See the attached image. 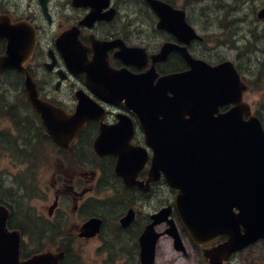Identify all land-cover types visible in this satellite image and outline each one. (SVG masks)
I'll return each instance as SVG.
<instances>
[{"label": "flooded vegetation", "instance_id": "af4514ba", "mask_svg": "<svg viewBox=\"0 0 264 264\" xmlns=\"http://www.w3.org/2000/svg\"><path fill=\"white\" fill-rule=\"evenodd\" d=\"M164 1L172 4L171 0ZM68 2L72 10L81 13L65 10L66 7L58 5L56 0H47L46 12L40 0H31V3L20 6L11 0H0V14H8L14 21L24 19L31 22L38 37L37 49L25 64L24 71L8 68L0 73L4 85H14V95L22 96L26 104L24 110L15 102L3 105L6 100L0 90V150L8 149L15 156V161L17 158L23 160L19 166L17 162L10 163L8 179L0 168V204L10 210L9 223L22 232V258L52 251L62 255L60 264H86L79 247L81 243L89 252L88 264H147L143 261L141 239L157 213L169 208L170 214L162 216V220L154 225L159 237L152 264H212L205 250L218 246L228 236L223 234L206 246L190 238L175 203L178 190L169 183L165 171L155 167V150L149 144L138 113L127 106L125 98L113 103L100 97L91 89L86 73L79 70L97 56L103 58L114 73L125 70L129 75H142L155 69L161 77L188 70L190 65L178 49L172 50L164 60H154L153 56L166 44L185 47L194 59L216 64L218 62L204 54L205 37L202 40L180 39L170 29L159 27L160 16L147 0H142L146 8L141 10L148 9L145 13L133 7L125 13L119 0H108L109 5L100 10L103 18L88 22L85 20L93 11L92 6L75 5L74 0ZM186 19L198 31L188 14ZM71 29H76L72 42L70 36L62 37ZM0 43L2 55L6 44ZM125 46L137 51L132 62H126L119 56ZM67 53H73L83 65L75 61L69 65ZM28 74L42 100L73 113L77 109L79 95L83 94L102 107L104 119L84 123L75 140L68 147H62L49 134L40 114L28 99L25 85ZM227 110L228 107H221L219 112ZM121 116L127 125L120 132L118 147L129 164L119 174L116 171L118 156L98 154L94 143L101 133V123L116 125ZM4 120L10 121L16 129L5 130ZM45 143L53 152L48 190L37 184L42 180L44 170L43 166L37 165L44 158L39 148ZM55 148L58 154L56 162ZM142 156L146 159L139 167ZM31 174L34 176L30 177ZM27 180H30V186L36 184L44 191L47 198L41 209L32 205V208L20 211L21 220L18 221L16 197L27 194ZM7 192L15 197L1 196ZM22 201L25 202L24 199ZM172 219L181 236L182 246L176 244L175 237L169 233ZM92 221L94 227L88 226ZM25 229L38 233V238L47 234L51 247L40 243L35 249H25ZM238 253L222 264H234Z\"/></svg>", "mask_w": 264, "mask_h": 264}, {"label": "water", "instance_id": "95a60500", "mask_svg": "<svg viewBox=\"0 0 264 264\" xmlns=\"http://www.w3.org/2000/svg\"><path fill=\"white\" fill-rule=\"evenodd\" d=\"M40 1L46 11L47 0ZM147 1L160 16L159 27L170 29L180 39L200 37L186 22L185 10L175 9L163 0ZM74 4L92 6L85 22L103 18L100 10L109 5L108 0H74ZM259 17L264 18V9ZM75 30H68L62 37L70 36L72 42ZM0 39L7 44L0 56V73L8 68L24 71L37 45L33 24L27 20L13 22L9 15L0 14ZM175 49L185 55L190 69L161 77L155 69L142 75H129L125 70L114 73L97 56L79 70L86 72L91 89L100 97L113 103L125 98L127 106L138 113L155 150V167L163 169L169 183L178 189L175 203L190 237L198 244H206L228 234L226 242L205 252L213 264H222L233 253L264 238V127L243 101L247 86L232 61L211 65L194 59L185 47L172 44L164 45L153 58L164 60ZM136 53L125 46L119 56L132 62ZM66 57L69 65L73 61L83 65L73 53ZM25 85L34 109L62 147L75 140L84 123L104 119L103 109L83 94L79 95L76 111L70 114L40 99L30 74ZM232 103L230 110L219 112L221 106ZM245 115L249 118L245 119ZM126 125L122 116L116 125L101 123V133L94 143L98 154L118 156L119 174L129 164L118 147L120 132ZM145 159L141 157L139 167ZM169 214V208L158 213L141 239L143 261L147 264L153 262L159 237L154 225ZM8 218L9 210L0 205V264H60L62 255L51 251L20 259V231L8 228ZM170 222L169 233L182 246L174 220ZM88 226L94 227L93 221Z\"/></svg>", "mask_w": 264, "mask_h": 264}, {"label": "rangeland", "instance_id": "374dc122", "mask_svg": "<svg viewBox=\"0 0 264 264\" xmlns=\"http://www.w3.org/2000/svg\"><path fill=\"white\" fill-rule=\"evenodd\" d=\"M18 6L20 4L31 3V0H11ZM69 0H56L57 4L61 7H66L65 10H69L71 13L80 14L81 11H75L71 9L68 2ZM177 6H183L187 9L190 18L201 33L206 36V42L203 46L204 54L212 59H230L240 67V71L243 77L249 81L251 89L246 93L245 100H247L251 106L253 113H259L264 121V19H259L260 9L264 7V0H173ZM121 9L123 12L129 10L130 7L137 8L143 13L147 10H141L146 8V5L142 0H119ZM259 11V12H258ZM258 13V16H257ZM227 29H229L227 31ZM233 31L234 41L229 36V32ZM238 34V38H236ZM236 41V42H235ZM238 41V42H237ZM246 53V54H245ZM0 84L4 88L2 91L3 99L6 100L3 105L18 103L21 110L25 108V100L22 96H15L14 85H4L1 81ZM7 86L9 88H7ZM1 119V118H0ZM8 119V118H7ZM9 120V119H8ZM5 130L13 131L16 128L10 121L4 120ZM12 133V132H11ZM0 168L6 172V179H8V168L10 163L17 162L19 166L23 161L22 158H17L8 150H0ZM39 151L43 152L44 158L41 159L37 165L44 167L41 175V179L37 181V184L48 190L51 183L50 167L53 161V152L51 147L45 143L39 148ZM57 149L55 148V162L57 158ZM22 165V164H21ZM56 165V164H55ZM12 170V168L10 169ZM26 170V169H25ZM31 169H29L30 171ZM34 175L31 174L30 177ZM6 179H4V184ZM30 180L26 181L27 194L16 197L18 203L15 204L16 218L20 219V211L25 208H32V205L37 209H41L44 201L47 198V194L38 189L35 184L34 187L30 186ZM33 185V184H32ZM15 197L7 192V195L2 197ZM25 202H29L26 204ZM27 237L24 244V248L32 250L37 248L40 243L45 247H51L47 234H43L38 238V233L29 232L26 230ZM37 232V231H36ZM37 244V246H36ZM84 256V261L88 264L89 252L86 249L85 244H79ZM234 264H264V240L251 245L249 248L239 252L234 257Z\"/></svg>", "mask_w": 264, "mask_h": 264}, {"label": "trees", "instance_id": "16d2710c", "mask_svg": "<svg viewBox=\"0 0 264 264\" xmlns=\"http://www.w3.org/2000/svg\"><path fill=\"white\" fill-rule=\"evenodd\" d=\"M172 1V0H171ZM229 29H227V31H228ZM229 36L231 37L230 39L232 40V41H234V36H235V34H234V32L233 31H230L229 32ZM236 38H238V34H237V36H236ZM236 42V41H235ZM238 42V41H237ZM246 54V53H245ZM13 105H10V107H12Z\"/></svg>", "mask_w": 264, "mask_h": 264}]
</instances>
